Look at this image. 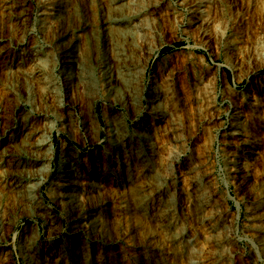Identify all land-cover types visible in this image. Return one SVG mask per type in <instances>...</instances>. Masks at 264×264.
<instances>
[{"label": "rangeland", "instance_id": "rangeland-1", "mask_svg": "<svg viewBox=\"0 0 264 264\" xmlns=\"http://www.w3.org/2000/svg\"><path fill=\"white\" fill-rule=\"evenodd\" d=\"M24 1L27 3L29 14L27 18L29 20L26 19L27 23H25L29 25L28 28L33 27L30 35L22 30L24 26L18 24L19 27L18 25L14 27L2 16L0 3V48L10 51L7 56L0 57V145L15 131V127L24 122V116L28 115V121H32L36 126L41 125V120L51 126L53 121L56 123L62 119L59 111L54 113L51 111L49 116L44 118L43 112L41 113L43 109L39 92L32 81L13 82L14 79L9 75L8 70L20 59L18 53L23 48L27 51L33 43L40 46L37 48L39 51L52 52L56 65L53 79L59 89V98L65 101L67 84L60 73L61 67L54 45L64 41L61 37L65 29L82 31L84 26L88 27V25H90L88 28L93 30L99 27L101 29L109 4L108 0H75L77 16L61 23L58 30L51 27L47 30L42 27L48 23L47 20V23L41 25L36 21L40 12L37 7L39 0ZM147 1L154 9L149 10L143 23L150 30L147 34L153 32L156 38L154 37L151 44L153 51L141 53L140 60L145 64L141 78L143 84H146L141 96V107L136 108L130 103L122 105L118 98L120 95L118 88L115 91L107 89L98 73L95 81H90V84L81 83L80 87H75L76 89L73 87L70 103L74 128L70 134L62 131L59 126H55L51 131L54 156L47 178L45 177L40 187L42 201L46 205H52L50 211L54 215V220L51 228L46 229L40 217L29 216L28 209L10 207V211H16L19 217L11 225L1 249L11 250L13 259L8 262L0 260V264H21L15 245L17 236L24 228L28 234L30 233L29 235L35 237L37 247L48 249L47 253L50 246L60 245L63 264L75 263L73 256L78 251L79 245L83 246L86 254L88 252V256L97 261L93 263L87 260L84 264H191L193 261L194 264H264V242L262 243L264 231L259 232L255 229L258 228L256 224L264 226V219L261 220L262 222L250 220L251 212L254 210L262 212L264 203L262 198L252 191L254 179L248 182L249 187L244 186L240 189L232 183L233 181L225 180V164L232 157L230 155H242L240 148L245 147L240 144L239 139L234 141L227 135L234 130L230 123L238 114L237 111L244 107L242 110L247 116L246 126L249 124L247 129L250 131V136L255 139V144H252L250 150L256 153L253 154L256 159L252 160L256 169L248 173L251 174L256 170L255 179L264 183V114H259L264 107L256 108L258 113L251 116L252 106H246L248 104L243 102L246 100L244 93H249L253 95L252 98L257 97L264 102V38L259 31L262 27L264 29V1L202 0L199 10L203 13H200V18L208 20L206 9L208 6L209 13L216 12L218 19L214 17L217 20L211 21L208 33L206 31L201 36L199 33L197 35V30L190 25L192 11L196 8L189 5L190 1L142 0V3L145 4ZM62 20L63 18L60 21ZM64 23L66 26H63ZM56 35L58 37H55ZM149 36L147 35L146 38L148 39ZM219 36H222L223 40L214 43L212 48L211 41ZM97 37L104 48L107 44L104 42L106 41L104 33H97ZM232 39L236 43L235 47H241L247 41L252 49L249 53L250 57L247 56L244 63L237 64L238 70L235 72L234 55L226 53V41ZM105 49H108L107 53H109V46ZM43 60L48 65L46 58ZM153 80L158 89L168 91V95L164 93L161 97L160 106L163 110L169 111L173 119L172 122L162 125L172 127L171 131L174 136L177 135L175 137L179 141L171 150L168 148L169 141L165 140L166 136L163 132H159L158 126L155 128L156 135L151 131L153 138L149 143H144L141 136L135 132L138 131L140 120L148 112V95ZM206 85L211 91L209 95L211 104L217 110H213V113L205 106L207 103L205 95H208L204 92ZM9 88H12L13 92H10ZM250 90L251 93L248 92ZM230 91L235 95L228 94ZM19 102L23 106L20 113L17 111ZM247 102L253 103V99H247ZM235 104L240 109H237ZM83 105L84 107H81ZM90 106L100 123L99 129H95L92 126V119L84 114L86 110L83 109ZM105 114L123 125L133 146L140 152V158L137 160L131 158L134 169L139 170L143 165L156 173L157 185L162 189L157 198L161 207L157 208L154 203L146 202L134 219L133 216L123 212L119 204L118 197L123 193L122 188L112 186L111 195L105 192L93 194L91 201L94 208L101 211L104 216L109 215V219L103 228L98 230L90 231L81 226V236L73 245L68 239L67 214L47 195V190L57 173L63 144L69 150L74 149L76 157L80 160L86 156V160L90 161L92 156L97 155L106 170L112 173L111 176L117 173L119 168L116 159L113 158L111 164L106 161V149L110 144L107 135L101 130V128L105 129ZM89 121L91 125L88 124ZM146 143L148 146L150 144V148ZM19 149L18 145L15 147L11 145L6 147V152L11 158L24 160ZM180 192L181 199L178 200L177 194ZM199 206L204 208L201 214L214 216L216 220V228L212 236L205 232L199 222L197 217ZM252 207L255 209L253 210ZM110 212L113 213V218L110 217ZM168 221H171V225H168ZM179 232L184 233L185 240L171 243L169 238ZM214 252L218 253L219 259L216 262L213 257Z\"/></svg>", "mask_w": 264, "mask_h": 264}, {"label": "bare ground", "instance_id": "bare-ground-1", "mask_svg": "<svg viewBox=\"0 0 264 264\" xmlns=\"http://www.w3.org/2000/svg\"><path fill=\"white\" fill-rule=\"evenodd\" d=\"M108 1V11L103 19L102 28L100 29L99 27L100 30L98 28L97 30L88 28L90 25H88V27L84 26L82 31H74V29L68 31L65 29L63 36L61 37L64 41L54 45L56 52L58 53L59 64L61 67L60 73L67 84L65 101L59 98V89L53 79L56 65L54 61L55 58L51 55L52 52L46 50L39 51L37 48L40 46H36L35 43H33L27 51L23 48L18 53L20 59L15 65H13V68L8 70L9 75L14 79V83H21V81L26 82L27 80L33 82L35 85L34 87H36L39 92V98L42 102H40L42 104L41 108L43 109L42 111L39 110L41 113L43 112L44 118L48 117L51 111L52 113L59 111L62 119L56 123L53 121L51 126L46 125L45 122L41 120V125L36 126L32 121H28V115L24 116V122H21L18 127H15V131L11 135L9 134L10 136L6 141H3L5 146H1L3 143L0 145V170L2 172L0 173V260L3 262H8L13 259L12 251L2 250L1 245L6 240L11 225L19 217V215L16 214V211H10V207H14V209H28L27 213L29 216L40 217L43 220L46 229L51 228V224L54 220V215L51 214L50 211L52 205H46L42 201L43 196L40 193V187L43 184L47 173H49L51 161L54 156V150L50 138L51 131L55 126H59L62 131L64 130L70 134L74 128V117L71 110L72 105L70 103V98L73 96L71 95L73 89L78 86L80 87L81 83L87 85L90 84V81H95L96 73H98L101 77V81L104 82L103 84L107 89L115 91V89L118 88L120 92L118 98L122 102V105L124 104L125 106L126 103H130L136 106V108L141 107V96L143 95L146 84H143L141 78L145 64L141 62L140 58L142 52L151 53L153 51V46L151 44L155 37V35L152 34L153 32L147 34L150 30L145 26L143 20L149 10L152 11L154 8H152V5H148L150 2L147 1V3H145L147 5H145L142 3V0ZM188 1H190L189 5L191 4V6L196 7L192 11L190 25L197 30V35L199 33L201 36V34L206 31V33H208V29L211 27V21H216L218 19V14H216V12L213 13V11L209 13L208 6H206L209 18L208 20H204V18H200V13H203V11L201 12L199 10L200 3L203 1ZM0 3L2 16L5 17L9 23L13 24L14 27L18 24L24 26L22 30H25L26 33L30 35L33 31V27L30 29V27L28 28L29 25L27 26L26 24V21L29 20L27 19L29 14L26 8V1L0 0ZM37 7L40 12L38 15L39 18L36 19V21L39 22L40 25L45 24L48 21V26L47 24L42 26L47 30L50 27L52 29H57L59 25H62L61 23L66 22L70 17L77 16L78 13L75 0H39V2H37ZM214 17L217 19H214ZM61 18H63L62 21H60ZM25 26H27V28ZM63 26H66L65 23ZM68 26L70 27V25ZM259 31H261L260 33L264 38L263 27ZM97 33H104L106 38V41L104 40V42L107 43L106 46H109L110 48L109 53H107L108 49H105L106 46L103 48L102 46L104 45L99 43L100 39L97 37ZM147 35H150L148 39L146 38ZM21 36H23V34ZM55 37L58 36L56 35ZM234 39L228 42L226 41V53L231 56L234 55L233 59L234 62H236L233 69L238 66L237 64L240 65L241 63H244L245 58H247V56L250 57L249 53L252 50L247 41L243 46L235 47L234 44L236 43L233 41ZM221 40H223L222 36L214 38V40L211 41L213 43L210 46L214 48V43L217 44V42H221ZM8 54H10V51L4 50L3 47L2 49L0 48V57H5ZM43 58H46L50 64H45ZM236 70H238L237 67L234 72ZM116 84L119 86L115 87ZM151 85L152 87L148 95V112H146L144 118L140 120V123L137 126L138 131H134L141 136L144 143H149L153 138L152 133H155V128L158 126L157 128L160 129L159 132H163L166 136L165 140L169 141L168 148L171 150L174 146H177V142L179 141L178 138L175 137L177 135L175 134L174 136L172 133V127L168 128L162 125L164 123L167 124L168 122H172L173 119L170 117L169 111L163 110L160 106L161 97L164 93L168 95V91L165 92L158 89L157 85L154 84V80L151 82ZM83 86L82 88H84ZM205 87L206 89L204 92L208 94L205 95L207 101L205 106L213 113V110L216 109L215 106L211 104L212 100L211 96H209L211 91L209 90L210 88H208V85ZM9 89L10 92H13L12 88ZM88 92L90 93V91ZM248 92L251 93L252 91L250 90ZM228 94L235 95V93L231 91L228 92ZM252 96L253 95L249 93H244V99L246 100L243 101L244 104H248L246 106H252L253 109L251 108V112L253 113L251 116H253L254 113H258L256 108L264 107L262 99L258 100L257 97L252 98ZM84 97H86V95ZM250 98L253 99V103L247 102V99ZM22 107L21 104L18 106L17 111L19 113L22 110ZM81 107H84V105ZM236 108L240 109L239 106ZM82 109L83 108H81V110ZM242 109L237 111L238 114L234 119H237L236 122H233V120L230 123L234 130L227 135L234 141L239 139L238 141H240V144L245 147L242 149L240 148V150H242V155H230L232 157H230L225 164V180L233 181L232 183L240 189L244 186L249 187L248 182L253 178L252 191L253 193L258 194V197L262 198L261 200L264 201V183L255 179L257 173L256 170L251 174L248 173V171L255 168L253 167L252 160L256 159L255 156H253V154L256 153H253L250 150L252 144H255V139L250 136V131L247 129L249 124L246 126L247 116L243 114L244 111ZM84 110H86V113ZM83 111L86 116H89L92 119V126H94L95 129L100 127L96 115L92 113L93 110L91 106L90 108L83 109ZM259 114H264V110ZM104 116L105 129L101 128V130L107 135L108 143L110 144V147L106 149V161H109L111 164L113 158L116 159L115 162L119 168L117 173L111 176L112 173L106 170V167L100 162V157L97 155H94V157L92 156L90 161L86 160V156L83 157L84 159L80 160L76 157L74 149L69 150L65 144H63L60 159L58 161L57 173L47 190V195L52 198L55 204H59L61 210L67 214V223L69 224L68 239L70 244L73 245L76 244V241L78 242V238L81 236V226L86 227L90 231L98 230L103 228L105 222L109 219L108 214V217L104 216L101 211L94 208L91 201L93 194L105 192L111 195V192L113 191L112 186L122 188L123 193L120 195L118 194L119 204L124 210L123 212L133 216L134 219H136V213L138 214V211L143 209V205L146 202L154 203L157 208L161 207L157 198L158 195L161 194L162 189L157 185L158 182L156 181L158 178L156 173L153 172L152 169H149L148 167L146 168L143 165H141L140 168L137 166L139 170L134 169L131 164V158L134 157V160H137L140 158V152L135 146H133L131 138L123 129V125H120L119 121L116 120L119 122L117 123L113 118H110L106 114ZM84 119L86 120V118ZM90 121L88 123L89 125H91ZM38 123L39 122H37V124ZM169 133L170 135H168ZM250 139L253 140L251 141ZM11 145L14 147L16 145L19 146L21 149H19V151L24 157V160H18L16 157H9V154L6 152V147ZM245 153L250 154L246 155ZM176 156L173 155V157ZM188 170L190 171V168ZM151 176L154 180H152ZM228 181L226 182L228 183ZM177 198L178 200L181 199V192L177 194ZM252 208L253 210L255 209V207ZM203 209L202 206H199V209H197V213H199L197 217H199V222L203 226L205 232L212 236L214 235L213 231L216 228V220L214 216L201 214ZM259 209L261 208L259 207ZM110 217L113 218V213L111 212ZM263 219L264 203L262 212L254 210L250 215V220L253 222H260ZM134 221L137 222L136 220ZM168 225H171V221H168ZM255 226H258V228L255 227L256 231H264L263 225L256 224ZM219 227H221V225ZM26 231V228H24L17 236V242L15 245V250L21 264H63L60 245L50 246L49 253H47L48 249H40L39 246L37 247L35 245V237L29 235L30 233L28 234ZM183 234V232L173 234L172 237L169 238L171 243L177 240H185ZM50 236H52V234ZM263 242L264 241H262V243ZM78 247V251H76L73 256L74 264H84L87 260L97 263L95 258L92 259L91 256H88V252L87 254L84 252L82 245H79ZM213 257L216 262L219 259L218 253L214 252ZM191 264H194V261L191 262Z\"/></svg>", "mask_w": 264, "mask_h": 264}]
</instances>
